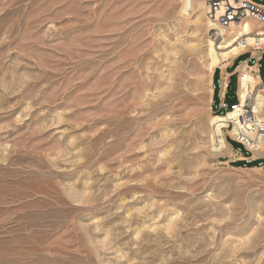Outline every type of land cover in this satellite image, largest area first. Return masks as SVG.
I'll list each match as a JSON object with an SVG mask.
<instances>
[{
  "label": "rangeland",
  "instance_id": "obj_1",
  "mask_svg": "<svg viewBox=\"0 0 264 264\" xmlns=\"http://www.w3.org/2000/svg\"><path fill=\"white\" fill-rule=\"evenodd\" d=\"M181 4L0 0V264H264V165L210 153Z\"/></svg>",
  "mask_w": 264,
  "mask_h": 264
},
{
  "label": "bare ground",
  "instance_id": "obj_2",
  "mask_svg": "<svg viewBox=\"0 0 264 264\" xmlns=\"http://www.w3.org/2000/svg\"><path fill=\"white\" fill-rule=\"evenodd\" d=\"M181 5L180 14H182V16L189 17L191 13L195 15V20L193 21L194 26L196 27L194 34L197 32L199 33L200 30L202 31L203 37H199L200 39L197 40L196 45L194 44L195 46L193 47H196L195 49H197V47L203 46L202 50L200 49L204 54L203 67L205 70H203V75L206 76L205 79L207 81V87L211 97L213 93L212 75L214 71L220 68L225 72V69L232 63V61L238 56L246 53L249 50V47H261L264 42V24L256 23L252 20H246L239 27L226 31L225 36H223L222 39L215 41L207 35L211 24L206 18V6L204 1L182 0ZM219 14L220 12L217 13V15ZM243 36H246L244 44L236 45V41ZM252 53L255 55L256 52L253 51ZM235 71L238 73L237 95L239 99V106L223 115H209L208 148L210 153L214 156L234 157V153L232 152L229 143L224 138V134L227 133L233 139L243 141L252 152L250 159L256 160L264 157V83L260 81L257 74V68L247 65L245 62L237 65ZM226 72L223 76V86L227 84L228 74ZM248 99L251 100L249 104L247 102ZM211 100L212 99H210V102ZM246 106L251 107L252 110V117L250 120H248L245 116ZM229 124L232 125V128L228 127ZM227 127L228 129L224 131L223 129ZM141 210L143 209L141 208ZM136 211L140 212L138 210ZM127 215L131 217L132 214L130 213V215ZM172 215L176 216V214ZM170 218L171 216L168 221L167 219L165 220L167 223L163 225V227H159L162 232L170 233L169 231L174 230V219ZM152 227L154 226H151L150 228L149 226L147 228H141L147 230L148 228L153 229ZM156 228L158 227H155V230ZM136 231L141 234V231L137 229ZM136 235L138 234H135V238Z\"/></svg>",
  "mask_w": 264,
  "mask_h": 264
},
{
  "label": "built area",
  "instance_id": "obj_3",
  "mask_svg": "<svg viewBox=\"0 0 264 264\" xmlns=\"http://www.w3.org/2000/svg\"><path fill=\"white\" fill-rule=\"evenodd\" d=\"M206 6V18L210 22L211 26L207 32V35L218 41L225 36L226 31L237 28L246 20H252L256 23L264 24V4H257L251 0H203ZM264 1V0H262ZM220 12L219 15L217 13ZM263 37V36H262ZM246 36L239 38L236 41V45L244 44ZM253 51H255V55H253ZM249 57L243 62L246 64L252 63L254 67L257 68V74L260 72L261 67V59L264 56V42L261 47L252 46L249 47V50L238 56L237 58L248 55ZM235 58V59H237ZM242 62H239V64ZM231 75L227 76V84L223 86V83H219L217 101L214 99L211 101L210 110L214 115H221V112H228L227 107L228 104L226 102V98L228 97V85L230 81ZM238 82V79H237ZM238 86V85H237ZM213 90H215V86L213 85ZM248 104L251 102L250 99L247 100ZM237 103L239 104L238 95H237ZM251 107H245V116L248 120L251 119ZM228 127L232 128V125L229 124ZM227 128L223 130L226 131ZM226 140V137H225ZM238 144H240L243 149L246 151V154L252 153L249 147L243 142L236 139H233ZM239 151V149H238Z\"/></svg>",
  "mask_w": 264,
  "mask_h": 264
},
{
  "label": "trees",
  "instance_id": "obj_4",
  "mask_svg": "<svg viewBox=\"0 0 264 264\" xmlns=\"http://www.w3.org/2000/svg\"><path fill=\"white\" fill-rule=\"evenodd\" d=\"M244 56V55H243ZM240 58V57H239ZM239 58H237L236 60H235V62H234V64H233V66H232V68H234V67H237V65L239 64V62H241V61H239ZM264 67V66H263ZM261 70V69H260ZM218 71L217 70H215V72H214V86H215V90H214V100L215 101H217V91H218V88H217V86L215 85V83H217V81H218ZM232 78H235V74L234 75H232L231 77H230V80L232 79ZM228 89H229V85H228ZM228 98V97H227ZM227 98H226V102H227ZM236 99V98H235ZM237 101V100H236ZM238 106V103H237V105H235L232 109H234L235 107H237ZM231 109V110H232ZM230 110V111H231ZM232 145H234V146H237L238 144H236V143H231ZM237 147H241L240 145H238ZM249 165H250V167H257V166H259V165H264V161H261V160H254V161H251V162H249L248 163ZM243 165H246V163H240L239 164V166H243Z\"/></svg>",
  "mask_w": 264,
  "mask_h": 264
},
{
  "label": "crops",
  "instance_id": "obj_5",
  "mask_svg": "<svg viewBox=\"0 0 264 264\" xmlns=\"http://www.w3.org/2000/svg\"><path fill=\"white\" fill-rule=\"evenodd\" d=\"M234 62H235V59L232 61V63L225 69V72L227 71V70H230L231 68H232V66H233V64H234ZM243 62V61H242ZM241 64V63H240ZM240 64H238V65H240ZM247 65H249V64H247ZM215 72V71H214ZM227 74H228V76L229 75H232L233 73H228V71L226 72ZM222 74H223V72H222ZM258 76H259V78H260V81L262 82V75L260 74V72L258 73ZM212 84H214V73H213V75H212ZM213 97H214V90H213V93H212V99H213ZM229 145H230V148H231V150H232V152L234 153V155H235V153H237L236 152V148H235V146L234 145H232L231 143H229ZM241 157H242V159H245V157L241 154Z\"/></svg>",
  "mask_w": 264,
  "mask_h": 264
}]
</instances>
